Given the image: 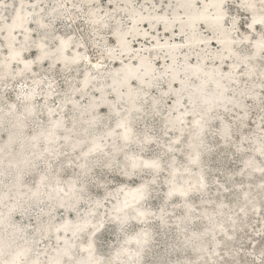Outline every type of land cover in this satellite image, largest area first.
<instances>
[{"label": "snow or ice", "instance_id": "6c2138e0", "mask_svg": "<svg viewBox=\"0 0 264 264\" xmlns=\"http://www.w3.org/2000/svg\"><path fill=\"white\" fill-rule=\"evenodd\" d=\"M0 264H264V0H0Z\"/></svg>", "mask_w": 264, "mask_h": 264}]
</instances>
